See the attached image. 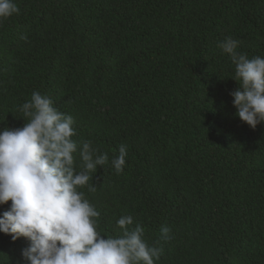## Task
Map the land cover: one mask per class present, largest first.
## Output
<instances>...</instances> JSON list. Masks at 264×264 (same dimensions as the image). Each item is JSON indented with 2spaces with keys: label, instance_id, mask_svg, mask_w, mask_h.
<instances>
[{
  "label": "trees",
  "instance_id": "obj_1",
  "mask_svg": "<svg viewBox=\"0 0 264 264\" xmlns=\"http://www.w3.org/2000/svg\"><path fill=\"white\" fill-rule=\"evenodd\" d=\"M14 2L0 20V129L23 127L39 91L73 116L74 140L109 156L80 189L102 235L130 215L163 249L156 264H264V123L236 115L234 65L217 47L232 37L264 57V0ZM29 245L0 233V264H26Z\"/></svg>",
  "mask_w": 264,
  "mask_h": 264
},
{
  "label": "clouds",
  "instance_id": "obj_2",
  "mask_svg": "<svg viewBox=\"0 0 264 264\" xmlns=\"http://www.w3.org/2000/svg\"><path fill=\"white\" fill-rule=\"evenodd\" d=\"M19 12L14 0H0V20ZM27 40V36H21ZM240 41L225 37L217 47L228 55L238 87L230 92L239 119L255 129L264 123V57L238 52ZM25 124L0 129V233L12 241L24 237L26 264H156L163 249L150 246L133 217L116 221L118 235L98 231L100 213L81 188L90 173L109 161L91 142H77L72 115L54 107L50 97L34 91L20 106ZM127 146L121 144L111 165L123 171ZM95 191L94 187L89 188ZM161 238L171 229L161 226Z\"/></svg>",
  "mask_w": 264,
  "mask_h": 264
}]
</instances>
